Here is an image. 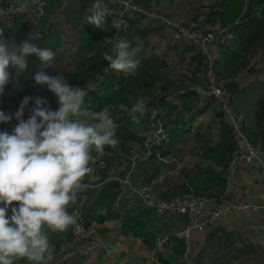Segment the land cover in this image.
Instances as JSON below:
<instances>
[{
	"label": "trees",
	"instance_id": "1",
	"mask_svg": "<svg viewBox=\"0 0 264 264\" xmlns=\"http://www.w3.org/2000/svg\"><path fill=\"white\" fill-rule=\"evenodd\" d=\"M44 2L45 14L38 18L36 24L35 37L38 39H33L32 43L39 48L50 49L53 53L60 50L64 43L63 37L57 30L56 22L52 18L59 11H64L65 21L67 20L70 26L75 29V34L72 35L73 41H75V49L72 53L73 68H59L58 72H51L54 59L51 62H44L34 54L29 55L27 68L19 75L12 77L5 86L4 92L0 94V110L4 111V108L8 106L14 114L26 95L38 96L43 101L56 99L55 94L46 85L35 83L34 76L39 71H44L49 75L63 73L70 85L80 88H85L92 81L99 79V75H101L98 87L95 90H90L88 96L85 97L84 107L88 111L99 112L103 110L110 113L116 125L119 144L114 148L106 146L105 154L102 156L105 167L96 173L91 172L85 176L86 179L90 180L97 175L96 182L99 185L86 191L85 195L90 194L92 196L89 203L79 206V200H76L69 207V212L75 214L77 210L82 211L87 229L94 223L102 224L112 219H120L123 233H130L141 239L148 249L154 250L157 246V234L148 228L153 212L136 206V200L128 205L123 204L121 208L114 209L112 207L120 190L119 181L111 178L113 175L112 166L119 165L123 161L127 165L130 164V154L141 143L142 138L139 132L147 122L151 107L157 106L164 110L165 121L172 133L168 147L166 149L159 148L161 155L167 156L175 151L173 146L177 144L178 136L181 134L180 129L174 125L181 116L179 108L189 109L192 105L201 103L197 113L190 114L188 117L189 122H191L195 116L203 113L212 103H218L213 98L204 100L188 88L189 83H206L197 76L204 65V55L197 46L187 44L180 56V61L187 63L190 66V71L175 79L177 81L175 83H171L167 76L171 61L166 54L147 57L137 56L140 63L135 75L118 73L110 69L108 62L103 59V53L105 51L110 52L112 47L111 44L104 43L106 39L112 38L109 34V31L112 30L110 17L106 18L107 30L96 29L87 23V17L90 15L89 12L87 13V9L92 5V0H79L74 4H66V6L63 5L64 0H44ZM136 3L145 9H150L151 0H136ZM207 8L208 12L204 19L206 23L218 25L220 30H229L235 33L233 43L217 44V57L214 59L213 69L217 79L236 95L237 101L235 98L233 108L236 115L239 116L243 111L237 106L238 101L242 98L240 95L242 96L244 91L248 89L249 92L254 93L255 89L259 88V80H256L258 69L253 71L255 78L244 87L239 88V83L235 78L240 70L247 68L256 57L264 54V0H215ZM145 23H152L153 26ZM160 24L144 16L132 14L129 17L127 29L121 31L112 43L119 39H125L130 48H134L138 39H146L157 28L156 25ZM0 29H3L5 39L11 41L10 45L15 41L21 42L29 35L22 14L13 16L10 21H4L0 18ZM170 95H173L172 100L169 99ZM141 99L146 103L147 111L142 117L138 113L136 114L140 120V123L136 124L131 119L130 109ZM120 104H124L129 111H121ZM33 106L34 100L29 102L25 110L23 117L25 120L29 118V110ZM45 107L51 109L50 106ZM250 112L249 119L247 117L240 119V129L249 140L264 148L263 96L255 99ZM216 117L218 118L219 137L214 143H208L201 152V158L208 163L197 165L192 171L182 170L179 181L172 182L171 185L162 190L155 187L154 190L161 197L169 198L176 194L192 193L196 197L220 200V196L226 187L223 173L230 161L236 142L231 125L225 120L221 108L216 113ZM3 124L0 123V127ZM209 162L212 163V166ZM149 164L153 167V173L147 180L150 182L160 172L163 163L152 158ZM118 177H123L122 173H119ZM8 214L11 215L10 211ZM48 235L54 248L52 256L57 255L61 253L63 246L72 240L71 226L63 232L50 231ZM168 243L175 257L183 255L184 241L182 239L170 235ZM198 260L199 254L192 264H198ZM20 262L32 264L27 259H21Z\"/></svg>",
	"mask_w": 264,
	"mask_h": 264
},
{
	"label": "clouds",
	"instance_id": "2",
	"mask_svg": "<svg viewBox=\"0 0 264 264\" xmlns=\"http://www.w3.org/2000/svg\"><path fill=\"white\" fill-rule=\"evenodd\" d=\"M88 12L87 23L107 30L106 18L111 14L103 0H95ZM111 28L118 29L119 21L112 19ZM114 38L104 42L112 45L110 52L103 53L104 61L118 73L135 75L139 48H130L125 39L112 43ZM32 39L38 38L29 34L19 43L12 40L15 43L10 46L0 29V94L11 79L10 69L23 72L29 55L44 62L53 60V51L37 47ZM34 80L55 94L58 108L51 110L40 97L26 95L14 113L18 123L11 133L0 131V264H16L21 259L44 264L52 258L48 233L63 232L76 224L78 217L69 207L77 200L83 178L92 172V153L119 144L110 113H90L84 107L90 91L87 86L70 85L60 72L39 71ZM32 100L34 106L25 120ZM119 108L129 111L124 104ZM146 111L144 100H138L130 109L132 121L139 124L136 114L142 117ZM12 119L13 115L0 110V123Z\"/></svg>",
	"mask_w": 264,
	"mask_h": 264
},
{
	"label": "crops",
	"instance_id": "3",
	"mask_svg": "<svg viewBox=\"0 0 264 264\" xmlns=\"http://www.w3.org/2000/svg\"><path fill=\"white\" fill-rule=\"evenodd\" d=\"M78 1L79 0H64L63 5L74 4ZM158 1L161 2L160 7L162 9L160 10L163 11L162 14L165 15V13L169 12L167 16L171 19L172 25H156L157 28H155L146 39H138L136 41L134 48H139V52L142 53L144 57L151 55L161 56L167 52L175 51L176 59L178 58L175 62L178 65H182L183 63H179V60H181L180 56L183 54V50L188 43L177 36L175 25H177L178 22H183L186 16L182 11L180 14L175 13L173 10L174 0H151L150 8H157ZM214 1L215 0L209 1V4ZM94 2L95 0H92V4ZM207 12L208 8L206 7V10L203 12L204 16L202 15L203 19L202 16L199 17V19L201 18L202 20L198 25L208 30H220L218 25H210L204 21ZM59 13L64 14V11H59L52 20L58 24H68L73 31L72 35H74L75 29L70 26L67 20L65 21L64 16H59ZM38 18L39 17H37L36 13L32 10L29 14L23 15V22L29 34L33 36H35L37 32L36 24ZM146 25L153 26L152 23ZM112 33V30L109 31V34L113 38ZM71 38L72 40L68 44L69 48L65 47V43H63L61 49L72 56L75 49V41H73V36H71ZM63 42H65V39H63ZM209 48L217 57V44L213 42L209 45ZM263 55L264 54L259 55L255 59ZM254 60L251 63H253ZM251 63L247 68L240 70L235 78L239 83V88L248 85L255 78L252 72L257 69L258 66ZM10 72L11 78L20 74L17 73L15 69H10ZM99 76L102 77L101 75ZM198 78L205 81L203 75H200ZM202 84L204 83L202 82ZM173 95L169 96L170 100H172ZM203 99L207 100V98ZM239 101L241 104L244 103L243 99ZM215 104L216 102L212 103L203 113L195 116L191 122H189L188 117L190 114L197 113L196 111L199 109L201 103L192 105L189 109L179 108L181 116L174 125L180 129L181 134L178 136L177 144L173 146L175 151L171 155L174 156L181 148L183 141L189 134H192L193 141L196 142L195 144L198 145V143H201L196 148L197 150H195L198 154H190L191 157L188 158L187 156L186 158H188L189 163L193 162V164L205 165L208 163L201 158V152H203L206 144L215 142L214 137H209V131L207 130L210 120H213L219 127L216 113L220 111V109L218 111L216 109L209 110L213 108ZM241 104L237 105L238 109L243 110L239 115L240 119L244 117L248 119L251 115L250 109L253 106L250 108V106L244 107L243 104L242 106ZM89 112L91 113L94 111ZM218 137L219 131L216 139ZM190 143L192 145L193 142ZM202 143L204 144L202 145ZM258 147L260 156L264 161V148H261L259 145ZM101 153L105 154L104 151ZM186 153L188 152L186 151ZM149 163L150 161L141 162L135 168H131V162L127 165L123 161L119 165L115 164L112 166L113 175H118L119 173H122L123 176L128 175L129 180L136 186L145 183L152 184L156 181L160 183L165 175L162 168L154 179L150 182L147 181L153 173V167ZM209 164L212 166V163L209 162ZM181 171L176 181H179L181 178ZM262 179L263 173L258 166L239 167L231 177L229 187H225L224 193L220 196V199L231 198L250 203H264V187L261 185ZM159 183H156L155 187L160 190L164 189ZM96 184V187L99 186L98 182H96ZM91 198L92 196L89 194L86 201L88 200L89 203ZM207 199L212 201L215 200V198ZM134 200H136V206L144 208L140 200L136 198ZM150 211L153 213L148 228L157 234V239H162V243L159 245L157 244L158 240H156L157 246L154 250L148 249L141 239L134 237L130 233H123L120 219H112L102 224L94 223L88 229L90 238H94L101 243L99 249L87 254V252L80 250L73 240L68 241L63 246L60 254L62 258L68 257L70 260L69 263L66 261L62 264H192L198 254V264H264V213L262 211L232 212L220 218L218 222L207 226L204 231L194 232L191 240V258L187 260L184 259L182 255L175 257L168 243V237L170 235L176 236V232L184 226L185 217L176 214H157L152 210ZM254 255L259 256V261L253 258Z\"/></svg>",
	"mask_w": 264,
	"mask_h": 264
},
{
	"label": "built area",
	"instance_id": "4",
	"mask_svg": "<svg viewBox=\"0 0 264 264\" xmlns=\"http://www.w3.org/2000/svg\"><path fill=\"white\" fill-rule=\"evenodd\" d=\"M107 6L109 17L119 21V28L114 29L113 37L127 29L129 26V17L132 14H138L155 22L172 25V21L166 16L145 9L136 3V0H103ZM44 0H0V18L4 21H10L17 14L27 15L31 12L36 13L37 17L45 14ZM175 31L179 38L185 40L188 44L197 46L204 55V65L197 73V76L203 75L206 83H189L188 88L192 89L202 98H213L219 104L225 120L231 125L236 145L232 150L230 161L227 165L223 177L226 181V187L231 183V177L239 167L258 166L263 173L261 185L264 187V161L262 160L257 144L249 140L240 129V116H237L233 108L235 94L230 92L215 75L213 63L215 53L210 50L211 43L231 44L235 39V33L229 30H208L198 25H175ZM101 77L87 85L90 90H95ZM181 92V90H180ZM176 93V92H175ZM174 93V94H175ZM4 112L13 115V119L4 123L0 131L7 130L11 133L16 125L13 111L6 106ZM165 112L160 107H151L148 113V119L145 126L140 130L139 135L142 140L130 154L131 168H135L139 162H148L155 158L160 163H168L172 155L162 156L159 148L166 149L171 141V131L165 121ZM93 163L92 172H97L105 167L102 153H92ZM97 179V175L94 176ZM111 178L117 179L120 183V190L115 198L112 207L121 208L123 204H130L135 198L140 200L142 206L158 214H176L185 217L184 226L176 232V237L184 241L183 258L190 259L192 253L191 240L194 232H202L207 226L214 224L220 218L232 212H259L264 213V203H250L238 199L221 198L212 201L207 198L196 197L192 193L176 194L169 198H163L159 193L150 187L143 185H133L128 175L118 177L112 175ZM108 178V179H111ZM93 179L82 180L81 187L77 193L79 206H82L87 195L86 191L95 187ZM78 217L76 224L71 226L72 240L80 250L91 253L101 247V243L94 238H90L88 229L85 227L83 213L80 210L75 211ZM157 244L162 243V239H157ZM16 264H22L19 261Z\"/></svg>",
	"mask_w": 264,
	"mask_h": 264
},
{
	"label": "rangeland",
	"instance_id": "5",
	"mask_svg": "<svg viewBox=\"0 0 264 264\" xmlns=\"http://www.w3.org/2000/svg\"><path fill=\"white\" fill-rule=\"evenodd\" d=\"M209 1H213V0H174L173 1V10L175 11V13L180 14V12H184L186 19L183 22H178L179 25H184V26H189V25H198V23H200V21L203 19V12L206 10V7L209 6ZM158 7L157 8H150V12H154V13H158V14H162L163 11L160 10L162 9L160 7L161 2L158 1L157 2ZM172 10V11H173ZM169 13V12H168ZM168 13L162 14L164 16H166L167 18H169L167 16ZM64 16V14L59 13V16ZM203 15V16H202ZM202 16V19L199 17ZM170 19V18H169ZM171 20V19H170ZM29 23V22H28ZM190 23V24H189ZM57 25V30L59 31V33L62 35L63 39H65V47L69 48L68 44L69 42L72 40L71 36L73 31L71 30V28L69 27L68 24L66 23H56ZM200 26V25H198ZM201 27V26H200ZM173 49V48H172ZM171 49V50H172ZM168 55V58L170 59V67H169V74L167 75L169 80L171 81V83H175L177 81H175V79H178L182 74H186L188 71H190V66L187 63H184L182 61L179 60V63H183L182 65H178L175 61L178 59H176V54L175 51H170L166 53ZM137 56H142V53L138 52ZM160 56V55H159ZM54 63L52 64L51 67V72H58L59 68H65V69H72L73 65H72V59L73 57L71 55H69L68 53H66L64 50H58L55 51L54 53ZM255 66H258V75L259 77L256 78V80H259V88L255 89L254 93L249 92V89L247 91H244V93L242 94V96L240 95V99L244 100L243 106L247 107V106H254V102L255 99L257 97H264V55L262 57H259L257 59L254 60L253 63H251ZM260 65V67H259ZM37 66V65H35ZM256 70V69H255ZM252 75L254 76V72H252ZM252 76V78H253ZM177 77V78H176ZM191 78V76H189ZM222 84H224L223 82H221ZM261 91V92H259ZM260 93V95H259ZM236 96V95H235ZM237 101V98H236ZM237 104H241L240 101H238ZM241 104V106H242ZM45 106H50L52 110H56L58 108V104H57V98L53 99V101H49L46 100L45 101ZM216 109L217 111L220 109V104L216 103L213 108H210L209 110H214ZM250 118V117H249ZM248 118V119H249ZM209 126L207 127V130L209 131L208 135L209 137H214L215 141L218 139H216V137L218 136V131H219V127L217 126V124L214 123L213 120H210L209 122ZM193 135L189 134L188 137L183 141L181 148L179 149V151L174 154V156H170L171 160L168 163H164L162 164V171L165 174L163 176L162 181H160V183L158 181L153 182L152 184H143V186H147L150 187L151 189H155V184L159 183L161 184L162 187L166 188L168 185H171L172 182H175L177 180L178 175L180 173V171L182 169L184 170H194L195 167L198 164H193L189 163L188 158L191 157L190 154H194L197 155L198 152H195V150H197L196 148L199 146L196 145L193 141ZM178 141V139H177ZM190 142H193L192 145ZM204 143H202L203 145ZM207 145V144H206ZM186 151L188 153H186ZM188 156V158H186ZM167 172V173H166ZM162 173V174H163ZM177 176V177H176ZM93 181L96 182L97 179H95L94 177H92ZM88 197V195H87ZM86 197V198H87ZM88 203V200L84 201V203H82V205L84 206L85 203ZM191 258V256H190ZM253 258L257 261H259V256L254 255ZM69 258L65 257L62 258V255L59 253L57 255L52 256V258L50 260H47L46 262H44V264H62L64 262L67 261V263H69ZM66 263V264H67Z\"/></svg>",
	"mask_w": 264,
	"mask_h": 264
}]
</instances>
